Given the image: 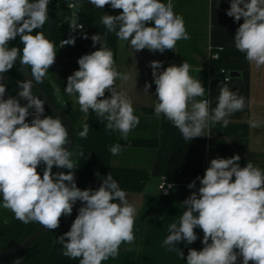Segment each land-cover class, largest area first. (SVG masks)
<instances>
[{
    "label": "clouds",
    "instance_id": "9594fccd",
    "mask_svg": "<svg viewBox=\"0 0 264 264\" xmlns=\"http://www.w3.org/2000/svg\"><path fill=\"white\" fill-rule=\"evenodd\" d=\"M50 0H0V79L15 65H27L35 82L42 84L56 58L55 44L43 32L33 31L49 21ZM97 8L110 5L122 10L119 15H105L102 24L108 32H115L121 41H127L135 51L152 52L172 50L180 40L190 37L184 20L173 11L171 0H89ZM72 6V5H70ZM236 22L243 18L234 36L238 51L255 67H264V0H230L226 13ZM70 30L83 29L77 17L69 22ZM118 27V30H117ZM20 37L23 45L9 47V42ZM87 39V35H84ZM93 47L100 48L78 59L79 70L67 77L64 91L74 97L75 104L85 114L91 109L101 122L107 121L108 130L119 131L126 139L139 124L131 99L124 91H117L116 80L128 82L130 74L116 70L114 54L101 36L91 37ZM76 37L60 41V48L75 45ZM156 85L154 115H163L188 141L202 137L209 122L223 121L245 107L244 97L238 96L225 82L220 87L218 103L211 114L205 87L190 75V65H171L163 71L160 61L149 65ZM51 83V81H50ZM21 89L16 97L3 99L6 87L0 83V195L2 207L10 210L24 224L38 222L44 229L55 230L60 218L69 216L73 205L80 201L78 215L70 230L58 237L63 245V255L79 259V264H102L109 257L119 254L122 244H131L137 207L129 203L126 193L108 174L97 190H81L75 183L73 171L53 173V166L73 170L72 152L66 150L69 132L58 116H44L45 101L33 96L32 80L18 81ZM59 97V88L53 83ZM151 87L145 84V90ZM110 92V98H104ZM17 97L27 101L21 105ZM33 111L30 112L29 110ZM32 115L31 122L27 118ZM260 120L253 118L249 124L260 127ZM89 125L85 122L81 138H86ZM109 151L118 155L119 144ZM83 156V152L80 153ZM241 157L213 158L200 181L198 191H193L182 204L186 210L179 223L169 225V235L163 241L174 245L183 241L194 243L198 237L194 229L203 232L202 250L189 249L186 264H264V172L252 162L241 167ZM44 164L41 177L37 171ZM171 187V185L169 186ZM196 187V180L189 189ZM194 213L196 215H194ZM15 264H20L17 260Z\"/></svg>",
    "mask_w": 264,
    "mask_h": 264
},
{
    "label": "crops",
    "instance_id": "0c3cea01",
    "mask_svg": "<svg viewBox=\"0 0 264 264\" xmlns=\"http://www.w3.org/2000/svg\"><path fill=\"white\" fill-rule=\"evenodd\" d=\"M173 11L184 20L188 40H180L172 50L152 52L147 48L135 51L129 42H119L115 67L123 74H130L132 79L122 82L116 80V90L126 92L134 107V114L139 117V124L132 129L125 139L115 131L119 140H140L156 142V147L120 145L121 151L113 155L111 165L116 169L145 171L150 179L142 193H126L129 203L137 207L134 226L135 239L131 244H122L116 257H109L102 264H186L189 249L202 250L203 232L197 227L194 231L198 239L192 244L181 241L174 245L184 253L182 258L178 250L163 241L169 233V225L179 223L186 210L182 202L193 191H198L200 181L213 158L241 157V167L248 162L258 166L264 172V67L257 68L246 59L226 58L219 68L213 66L211 55L235 47L234 36L243 18L236 22L226 13L230 0H171ZM152 61H160L163 71L168 66H180L183 62L190 65V75L199 79L205 87V96L197 100H209L211 114L218 103L220 87L224 80L219 69L229 72V89L244 97L242 111L226 117L229 121L209 122L202 137L186 141L181 132L163 115H154L156 85L149 66ZM235 74V76H232ZM150 84L148 91L145 84ZM105 93L104 98H110ZM259 119L260 127L253 128L250 119ZM196 180V187L188 185ZM163 182L173 185L169 195L160 191ZM83 204L77 201L73 210L78 211ZM194 215H196L194 213ZM237 264H242L238 257Z\"/></svg>",
    "mask_w": 264,
    "mask_h": 264
},
{
    "label": "trees",
    "instance_id": "16d2710c",
    "mask_svg": "<svg viewBox=\"0 0 264 264\" xmlns=\"http://www.w3.org/2000/svg\"><path fill=\"white\" fill-rule=\"evenodd\" d=\"M71 0H50L48 11L51 12L55 19V28L51 41L56 46V57L58 61V75L53 72L52 66L49 69L47 76L41 84L47 92L51 101L61 109L64 114L71 120V122L78 126L75 142L71 149L72 157L75 164L73 170L63 169L64 172L73 171L75 176V183L81 190L92 189L97 190L103 180L110 174L119 184V187L125 193H142L145 189L146 183L150 176L145 171L138 170H123L116 169L111 165L112 153L109 149L116 144L127 146H141V147H156V142L140 141V140H119L115 131L106 128L107 121L101 122L102 118L89 110V119L86 122L89 125V132L86 138H81L79 132L83 129V119L85 114L79 110L71 108V98L73 96L65 93L64 89L67 86V77L72 75L74 71L79 70L78 59L83 55L90 54L100 48L97 44L93 47L91 37L95 34L101 36V42L113 51L114 60L116 62L117 45L121 41L116 36L115 32H108L106 27L102 24L101 18L105 15H119L122 10L112 9L110 5H106L103 9L97 8L89 0H75L82 6V23L84 31L76 35L75 45H70L66 48H60V41L69 39L73 32L70 30L69 22L71 14L68 9V4ZM162 2V1H161ZM167 4L166 2H163ZM49 22L46 21L43 27L33 31V35L37 32L46 34ZM118 30V27H117ZM87 35V39L84 35ZM9 47H19L22 51L20 37L9 42ZM220 59L213 61V66L219 68L222 60L226 58L246 59L245 54L241 53L236 47L225 49L219 52ZM29 71L31 69L29 68ZM31 74V73H30ZM3 75H8L7 86L12 97L21 90L17 86L18 81H24L22 75V65L19 62V57L13 68ZM51 81V83H50ZM53 83L59 88V97L53 91ZM33 96L40 97L39 93L32 88ZM19 99L23 106L27 103L26 100ZM41 99V97H40ZM73 103V102H72ZM44 116H52L56 118L50 110L44 105ZM30 112L33 110L30 109ZM33 116L27 118L31 122ZM83 152V156L80 153ZM45 165L41 164L37 171L41 177ZM53 173H56V166H53ZM3 198L0 195V251L16 246L31 236L40 226L38 222H30L24 224L17 220L14 214L2 207ZM78 215V211L73 210L71 215L62 216L60 218V226L55 230H46L45 233L30 247L21 253L0 259V264H15L17 260L20 264H79V259H70L65 257L63 253V245L58 242V237L70 230L71 224Z\"/></svg>",
    "mask_w": 264,
    "mask_h": 264
},
{
    "label": "water",
    "instance_id": "95a60500",
    "mask_svg": "<svg viewBox=\"0 0 264 264\" xmlns=\"http://www.w3.org/2000/svg\"><path fill=\"white\" fill-rule=\"evenodd\" d=\"M48 16H49V26H48V30L45 34V37L47 39H51L53 32H54V28H55V19L54 16L51 12L48 11ZM53 71L56 75H58V61H57V57L55 58V62L52 66ZM22 75L24 80H32L33 83V89L36 90L42 100L45 101V105L46 107L57 117L61 118L63 124L65 125V127L68 129L69 132V143L65 145L66 150L71 151L73 144L75 142L76 139V135H77V131H78V126H75L71 120L61 111L59 110L54 104L53 102L50 100L49 96L47 95L44 87L35 82L34 78H32L30 71H29V67L27 65H22ZM232 76H235V74H232ZM7 81H8V75H3V78L0 79V83H3L6 87V91L4 94L3 99H8L10 98V93L8 91L7 88ZM72 102H74V97L71 98ZM79 105L75 104L74 102V106L73 108H77ZM89 119V114H87L86 118L84 117L82 124H84L85 122H87ZM59 172H64L63 168H59L56 166V173ZM47 229H44L43 226H39L37 228V230L31 235L29 236L26 240H24L23 242H21L20 244L13 246L11 248L5 249V250H1L0 251V259L2 258H6L18 253L23 252L24 250H26L28 247H30L32 244H34L46 231Z\"/></svg>",
    "mask_w": 264,
    "mask_h": 264
},
{
    "label": "built area",
    "instance_id": "2783aa9c",
    "mask_svg": "<svg viewBox=\"0 0 264 264\" xmlns=\"http://www.w3.org/2000/svg\"><path fill=\"white\" fill-rule=\"evenodd\" d=\"M162 2H166L168 3V0H161ZM72 5V6H70ZM68 9L70 11L71 14V19L77 17V23L78 24H83L82 23V6H80L75 0H71L70 3L68 4ZM84 31V27L83 29H76L75 32H73V36L83 32ZM63 40H67V39H63ZM70 45H65L62 48H66L69 47ZM211 59L212 61H218L220 59V54L219 52H213L211 55ZM219 73H220V78H222L224 80V82L228 83L231 81V76L229 75V72L227 70H225L224 68H220L219 69ZM171 185V187H169ZM160 191L163 195L167 196L170 194V192L173 189V185L168 183V182H163L161 184V186L159 187Z\"/></svg>",
    "mask_w": 264,
    "mask_h": 264
},
{
    "label": "flooded vegetation",
    "instance_id": "af4514ba",
    "mask_svg": "<svg viewBox=\"0 0 264 264\" xmlns=\"http://www.w3.org/2000/svg\"><path fill=\"white\" fill-rule=\"evenodd\" d=\"M53 66V65H52ZM53 69V68H52ZM54 72V71H53ZM55 74V73H54ZM56 75V74H55ZM57 76V75H56ZM9 78V77H8ZM7 88H8V86H7ZM8 91H9V89H8ZM46 91V90H45ZM9 93H10V91H9ZM47 93V92H46ZM40 95V94H39ZM10 96H11V93H10ZM12 97V96H11ZM41 97V96H40ZM42 99V98H41ZM51 100V99H50ZM54 104V103H53ZM55 105V104H54ZM46 106V105H45ZM56 106V105H55ZM73 106H74V102L72 103L71 102V108L73 109V110H77L78 109V107L77 108H73ZM57 107V106H56ZM58 108V107H57ZM59 109V108H58ZM59 110H61V109H59ZM62 111V110H61ZM51 112V111H50ZM63 112V111H62ZM52 113V112H51ZM64 113V112H63ZM53 114V113H52ZM54 115V114H53ZM66 115V114H65ZM55 116V115H54ZM56 117V116H55Z\"/></svg>",
    "mask_w": 264,
    "mask_h": 264
}]
</instances>
